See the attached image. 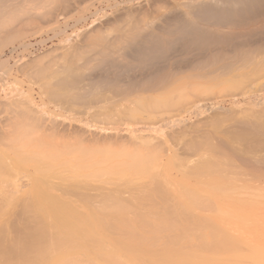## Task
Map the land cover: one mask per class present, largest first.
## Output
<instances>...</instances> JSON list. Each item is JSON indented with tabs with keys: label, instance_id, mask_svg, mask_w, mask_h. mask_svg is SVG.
Wrapping results in <instances>:
<instances>
[{
	"label": "rangeland",
	"instance_id": "374dc122",
	"mask_svg": "<svg viewBox=\"0 0 264 264\" xmlns=\"http://www.w3.org/2000/svg\"><path fill=\"white\" fill-rule=\"evenodd\" d=\"M63 1L62 0H0V3L3 6V7L1 6V8H0V14L6 10L4 12V15L3 14L0 15L1 16L0 17V19H1L0 20V213L2 212V215H0V227H1L2 222H5V224H3V226H4V225H6V222L8 219L10 221V218H9L10 213L14 209L15 205L17 204V201H19L18 199L22 195L24 190L27 191V189L29 190L30 186H31L30 187V189H31L32 185L34 186L36 184V182L33 181L34 178H39V181H41V179L45 180L44 185H46L47 183H48V185L50 183H51L50 185L56 184L57 188H58V186H60V187L65 186L64 187L65 192L68 190L67 188H69V190L67 192L70 195L68 197L67 196L68 194H67L64 198L68 197V201H70V205L72 204L71 206H73L74 209L80 210L83 213H87V214L89 213L90 210L92 211L93 208H94L93 211L97 213L99 205L97 202L92 203L90 205V207L88 208L89 203H87V202L92 201V200H87V202H85V199L82 200L83 195L87 194L86 195L87 198L91 197V196H88V194L93 195L94 192L99 193V192H101L102 188H106L108 190L111 189L110 190L111 192H113L112 190L114 189V192H115L116 186L119 183L117 189L120 191L119 194L121 193L120 194L122 196L121 199L124 197H129V194H131V196L133 195V197H134V193L136 191H138V192L140 191V190H138L139 187H140V189H142L143 186H145V187L147 186L148 188H151V187H153L152 184L155 182L154 185L159 184V186L157 188L160 187V189H163V187H162L163 184L165 187L167 186L166 187L167 189L164 188V190H169L172 194L170 196H172V197L175 196V197H173V199L179 200V201L176 200V202L179 203L181 201V203L183 204V201H184L185 205L188 204L187 207H191L190 205H192L194 207V205L196 203H200V204L203 203L202 205L203 206L205 205L207 207V209L204 206L201 208V210H199L197 212V214L195 213L194 215H191V217L181 218L182 217L181 216L180 217L181 219L180 218L177 219L175 217L174 221H172V219H171L169 222L170 227L173 224H176V228H175V231H171V233L169 231V233H168V231H166V230H163V229L160 230V227L163 228L162 226L164 224H163V221L161 222L162 226H159L158 223H160L159 221L162 220L163 218L159 219V217H158V219H159L158 220L156 217H154L155 219L149 217L148 218L149 222H146L147 219H145L146 221L144 220V224L142 225L143 221L141 224H139L140 222L139 223L134 222V220L131 219L132 216L128 215V213L130 211L128 213H125L126 219L130 220V221H127L124 218V215H123L124 212H122V211H120L122 213H120L119 216L123 215V218H122L123 220L121 219V216L119 217L117 215L121 219L119 221L120 222L123 221V226H120V225H122L120 222H119L120 224L116 221H115L116 223L114 222V220L118 219V217L115 215L116 218L114 219L113 216H110L114 213L110 214V212H109V215H107V216L105 214H104L105 216L103 215L104 216L103 219L106 221L105 222L103 221V224H102V222H101L102 218L101 217H103V216L101 215V213L105 212L107 214L108 212H106L107 210L103 211L100 208V210H102V212L100 211V212H98L99 214L97 213L94 215V217H96L97 215L98 216L101 215V217H99L100 218L99 223H98V221H96V220H99V218L97 219L98 216L96 217V220L94 219L96 221L95 224H98L97 228L95 225L96 233H94L91 236L89 235L90 240H89V238H86V237H83V239L82 238L76 239L75 243H73L72 246L70 245L69 248H71V249L67 248L65 250L66 253H62L64 256L61 255L63 257V259L62 260L60 259V262L62 264H115V263L116 264H162L161 262L165 260L163 262V264H169L173 260L178 259L177 262L175 260V261H173L174 263H172V264H264V179H262V178H264V168H261L262 171L261 170H259V171L254 170L253 171L252 169H251L252 171L251 170L249 171V169H247V170L242 169L243 171L241 172L240 171L241 169H240L239 172H237L238 169L237 170L233 169L235 167H233L231 169L232 165L227 163V164L231 165V166H229V165L224 166L226 168L230 167L228 169V171L226 170V168H225L224 172L222 171L223 169H220V171H222V172H219V170L217 171V168H216V170L208 169L211 166V165H208L211 161L213 163H216L213 161L214 158H215L214 160H216V158H217L216 156L220 157V158H217L218 159L217 162L221 160V157L223 158V160H224V158H227V157L235 160L236 156L231 151L232 146L228 147L229 144H231L235 147L236 146L238 147L239 144H243V145L239 146L241 148L242 146H244V144H246L247 140H249V139L246 140V138L248 136H253V134H251L250 131L245 133V134L243 133V131L246 132V130H243L241 128V126H239L240 125L239 122L242 121V119H243L239 116H242L241 115L242 111L246 112V114H248V115L245 116L246 120H243V121H251L252 120L251 118L254 119V117L257 114H259V113L264 114V107H263L264 104H262V106H261V104H259V102L257 103V101H256V99H258L259 97H260L261 102L264 101V99H263L264 98V90H260L261 86H259V88H260L259 92H261V94H262V95H260V93L257 90L258 87H257V89L254 87V84L257 83V80H254L256 83H254L252 85L251 90H253L254 92H258V95L256 96L257 93H255V95H253L254 97L253 96H250V97L249 96H247V97L241 96V93L247 88V86L245 85L247 83L246 81H248V79L251 76L252 77L250 78V80L251 79H257V78H253V76L256 77L257 74L252 75V73H251V75L249 77L248 76L246 77L244 75L246 73H250V72H248V70H246V69H241V71H240L241 74L239 72H238L239 74L237 73L238 75L241 76V77L238 76L239 77L238 81H240V79H241V81L245 82L242 84H244L245 85L244 87H246V88L241 91V93L239 94L240 96H239L237 94L239 91V89H238L239 87L238 88L236 87V90L238 89L237 93H236V90H234V91L238 96L232 95L234 97H232V99H231L230 93L227 94L228 95L227 96L224 94L225 90L224 91L219 90V88H221L223 90L222 87L218 88L219 84H217V83H219V81H217V80H222V79L217 78V80H215L216 78L213 79L210 77V78H205V79L203 78V80H204L203 81L202 78H198V79H201L199 81L196 77V79L198 80L197 81L195 79V77L193 78V76L190 75V73H186V75L183 74V75H181V77L190 75L193 79L188 78L190 76H187V78L185 77L186 79L183 78L182 82L180 81L179 86L182 85L183 87H181L179 89L183 88L184 90L177 89L176 92L175 91L173 93L169 92L170 95L167 94L168 96L164 94L166 96V98L169 99L167 102L155 104L156 106H153V107L151 106V107H149L150 109L144 108L145 110H143V109L142 110L141 109L135 110L134 108L132 109V107H131L130 109H132V111L135 110V112H136V114H135V112L132 114H134V116H136L138 119L136 117L135 118L133 117V119H134V121H133V119L130 118L132 116L127 117L129 115H124V113L122 115V113H120V117L123 116V118H124V116H125V117H127V120H125L126 118L123 119L122 117L120 118L117 115L116 116L114 115L115 119H113L114 118V117H112L113 115H111V117H109V115H108L107 118L105 117V118H102V120H99L100 123L98 122L99 124H97L96 121H94L88 117H84V116H81L79 114L75 115L76 113L74 114L73 110L71 111V108H70L71 105L70 106L68 105V107H69L68 108L66 105L62 106L63 104L59 101L56 103V101H54V99L51 100V98L49 97V93L47 94L46 91H45V93H43L44 89L42 90V88L40 87L41 86L40 84L43 85V83H46V82L52 83L54 81L55 77L58 74H60L59 72H61V71L56 72L55 70L57 68H63L64 66H65L64 68H68L69 66H72V67L76 66L74 69L80 68L81 66H83L81 68H85L84 66L86 64H83L82 62L85 63L86 60L83 59L84 61H81L80 59L81 58L86 59V57L89 55V53L87 55L88 49L90 51H92L93 48L98 49L99 48L98 46L101 45V40H102L101 38L104 39V37H108L107 39H109V38H113L116 35H118L121 25L124 28L126 25L128 26L130 24L129 22H131L132 20L133 21L136 20L135 23L137 24V26H142L139 24H143V22H148V24H150V23H152L153 19L155 18L156 21H153V22H155L154 25L158 24L157 26H160L161 24H164V23L161 20H159L157 22V20L159 19L158 17L159 16L162 17V15L167 16L166 13L172 12L170 10L173 9V7H176V9H178L179 14H181V11L186 12V9L184 8L185 10H182L183 6L181 4H180L181 6L179 5V3H182L181 1L184 2L185 0H63ZM64 4H66V5H64ZM63 6H65L67 8H65ZM15 8H18V9H15ZM3 9H4V11H3ZM262 9H264V6H262ZM11 10H13V12H12L13 14L10 13ZM174 10H175V8L173 9V11ZM176 11H174V12H176ZM178 11H177V13H178ZM258 11H259V13L263 12V10L261 12L260 9H258ZM43 14H45V15H43ZM156 14L158 17L155 16ZM7 16L10 18H8ZM3 17H4V21L2 20ZM141 17H143V18H141ZM150 18H151V20H150ZM263 18H264V16L262 17V15H261V17L257 20L256 23L259 24V20L261 22V19H262V22L264 23ZM143 19H145V20L142 21ZM148 19H149V21H148ZM238 20H240V19H238ZM243 20L247 21L246 18ZM243 20L241 19L240 22H242ZM140 21H142V22H140ZM159 22H160V24H159ZM240 22H238L237 24H241L242 28L240 27V25H238V26L235 25V27L233 26L231 28H229V26L228 27H221V29H220L221 32L228 34V32L230 33L232 31L229 35L231 37L233 36V38L235 40L233 38L232 39L230 38V40L228 42L225 41L226 43H228L227 46H226V43L222 41V39H220L222 42L219 40L221 42V44H219V41L217 42V44H219L220 47L216 46L214 43L213 45L215 47L220 48L219 49L220 55L222 54L221 53V47L223 49V47L225 46L224 52H225V54H229L230 51H232L231 49L234 46H235L234 48H237V50H240L241 48H243L242 47L243 44H250L251 42L256 41V39H257V41L261 40V42H262V39L264 40V31H263L264 30L263 29L264 24L262 22H261L262 25H260V24L256 25L255 22L254 23L250 22L249 24L247 22H244L245 24L242 22L243 23L242 24ZM133 23H132V25H133ZM246 24H247V28H246ZM251 25L253 26L254 29L252 28ZM118 26H119V29H118ZM130 26L131 25H129L128 27H130ZM255 26H257V27H255ZM222 28H224V30ZM229 29H231V30L229 31ZM257 30H259V31H257ZM220 31H219V33H220ZM238 31H239V34H237ZM233 32L235 33V36L238 35V39L234 36ZM242 32H245V34L247 36H249V35H251V36H249L248 38H247V36L244 37L245 34H243ZM246 32L249 34H247ZM224 33H221V34L224 35ZM259 34L261 36H259ZM239 36H240V38H239ZM254 36H257V37H254ZM258 36L262 37V38L260 39ZM250 38H252V39H250ZM186 39L183 40L184 43H185V41H187ZM44 40L47 41V43L41 46L42 43H45ZM170 40L172 41L171 38H170ZM231 40H232V42H231ZM238 40H239V42H238ZM183 41L181 40L178 43L175 42L176 45L178 44L177 45L178 47L175 45L176 48H174L175 43L172 44L173 48H172V46H169L168 50H170L171 52L167 50L168 52H170L168 54V52L166 51L167 52L166 54H168L167 57H169V58H167L168 60L166 59V57H164L162 60L160 59L159 61H156L153 64L151 63V64L147 65L149 63L148 62L146 64L147 66H144L142 69L136 70V72H134V74H132V72H133V70L135 71V69H137L136 68L137 63H135L136 61H134V63H133V61L130 60V61H132V62H130L128 58H124V57L120 58V56L115 55L113 57H115L118 61H120L119 62L120 65H123V67H126V69L125 68L124 69L127 70L126 71L127 73H125V71H123L124 70L123 68L121 70L111 68L109 71H107L108 69L103 70V71L109 72V73L106 72L107 74L105 72L103 73L100 70L101 72L99 75L110 74L111 76L110 75L109 76L112 77L115 74V75H118V78L119 77L123 78V79L119 78L120 81L125 82L127 79H129V76H130V79L132 77V80H133V78L139 76L141 72H143V73L139 77H143V75L146 76L149 72L151 73V70L154 68V66H155V68L153 71L156 70L155 73L159 70L160 71L162 70L163 73L165 72L164 74H167L169 72V69L174 67V66H177L180 64V66L184 67L187 64H189L191 61L195 60L197 57L201 58L203 55L204 56L201 59H204V57H206L205 54H202L201 51H198V50L202 49L203 53L204 52L206 53V51H208V50L210 52H211V50H213L212 52H214L215 51L214 49H216V51H217V48H215L213 45L208 47L209 44L208 45L196 44V46L198 45L200 49L199 48L195 49V48H193V46H191V47L188 46L187 47L188 49L187 48L184 49L183 46L186 47L187 42H186V44L183 45L182 44ZM188 42H189V40H188ZM233 42L235 43V45ZM35 44L39 45L38 48L33 46ZM181 45H182V47H181ZM70 46L72 47V49ZM196 46L194 45V47H196ZM228 46H229V48H228ZM240 46H241V48H239ZM80 47H82L81 51H80ZM207 47H208V49H206ZM76 48L78 49V52L80 54L75 53V52H77ZM189 48H191V49H189ZM210 48H212V49H210ZM225 48H228L229 51ZM82 49H84V50H82ZM194 49L197 50V52ZM68 50L70 52H67ZM72 50L75 51L74 53L76 55L72 52ZM187 50H189L190 52ZM85 51H86V53H85ZM209 51L207 53H210ZM71 52L73 53V55L71 54ZM176 53L177 54L180 53V54L177 55ZM84 54H86L87 56L85 57ZM175 55H177V56H175ZM220 55H219V58H221ZM170 56H172V57H170ZM174 56H175V58H174ZM180 56H182V57H180ZM186 57H188V58H186ZM170 58H172V59H170ZM183 58L186 60H184ZM192 58H194V59H192ZM200 58H198V59H200ZM173 59L176 62L175 65H174ZM126 60H128V61H126ZM187 60L189 62H187ZM165 61H167V62H165ZM185 61H186V63H185ZM121 62H122V64H121ZM129 63H130V65H129ZM170 63H171V65H170ZM164 64L167 65L168 69L166 68V66H164ZM93 65H95V63H93L91 65L89 64L87 68H89V66H93ZM132 66H133V68H132ZM152 66H153V68H151ZM156 66L157 67L159 66V68H157ZM87 68H85V70ZM90 69H93V68L90 67ZM90 69L87 71L90 72V74L93 71V74H94L95 69L92 71H90ZM96 70H98V69H96ZM114 70H116V71H114ZM243 70L247 71V72L246 73L242 72ZM120 71H123V73L122 74L119 73ZM153 71L151 74L154 73ZM68 72H70V71L67 70L66 72H62V73H63V75H65L64 73L67 74ZM80 72H84V69L83 70L81 69ZM110 72H112V73H110ZM98 73H99V70L96 71V73H95L96 75L95 74L94 75L97 77ZM86 74H89V73H86ZM127 74L129 76L126 77L125 75H127ZM258 75H259V73H258ZM259 76L261 78V76H263V75H259ZM242 77L244 79H247V78L248 79L244 80V79H242ZM226 78H228V77H226ZM39 79L42 81L44 80V81L40 82ZM35 80H36V82H35ZM45 80H47V81L45 82ZM208 80H210V81H208ZM214 80L216 83L214 82ZM234 81L236 82V79ZM234 81H232V82H234ZM204 82H206V84ZM209 82H211V84ZM259 82H261V81H259ZM36 83H38V85ZM189 83L192 84L193 86H191V85L188 86ZM194 83L195 84L199 83V85H195ZM262 83H261V85H262ZM207 84H208V87L206 86ZM214 84L216 87L214 86ZM258 85H260V84H258ZM198 86H200V87L202 86V88L199 87L200 88L199 89ZM203 86L204 87L206 86V88H203ZM210 86H212V87H210ZM244 87L242 86V88H244ZM191 88L194 90H192ZM201 89H204V90L201 91ZM225 89H226V86H225ZM228 90L229 89H227V91ZM232 91H233V89H232ZM262 91H263V93H262ZM62 92L60 91L59 93L63 95L64 93H62ZM197 92L200 93V95H198ZM201 93H202V95H201ZM208 93H209V96H207ZM231 94H232V92H231ZM217 95H218V97H216ZM196 96H198V98ZM255 96L257 97L256 99H255ZM39 97H40V100H39ZM233 98H235L236 100H234ZM244 98H245V100H244ZM247 98H249V99L252 98V100H248ZM20 99L23 101H26V99L28 101H31V103L30 102L29 103L26 102V103H27V105L32 107V109L37 111V114H38L36 116L37 119L34 117L29 118L27 116H23V115H25L22 112V109H24V108L21 107L22 109H20V106H21L20 105V101H21ZM41 99H42V101H41ZM183 100L185 101L184 102L185 105L183 103ZM233 100L236 102H233ZM253 100H255L254 102H256V104H258V108H257L258 110H256V108H255V111H257V114L255 113L254 114L255 116L251 117L252 114L250 113L251 118L249 119V118H247V117H249V111L252 112L250 110V108H253V105H254V107L257 106L253 103ZM40 101L43 102V104H42L43 106L41 105ZM186 101H188V102L186 103ZM196 101H198V102H196ZM248 101L249 102L252 101L253 105L251 103L250 104L252 106L247 104ZM193 103H195L194 106H193ZM213 103H214L215 107H214ZM238 103H239V105H238ZM34 104H36V107L33 108V106H35ZM186 104H188V106ZM232 105H234V106H232ZM127 106L128 105H126V107ZM235 106H237L238 108ZM242 106H243V109H242ZM184 107L185 108L187 107V109L185 110ZM197 108H200V109H197ZM147 110H149V111L151 110L153 112V114L151 111L149 112ZM253 110H254V108H253ZM25 111H27V110L25 109ZM111 111H110L111 113L110 112L109 113L113 114V112L115 110L113 109ZM119 111L121 112V110H119ZM19 112H21L20 116H23V119L21 117L22 121H21V119H18V118H20V116L16 117V114ZM148 112L150 114H148ZM190 112H192V113H190ZM238 112H240V113L237 115L236 113H238ZM41 113H42V115H41ZM116 113H119V112L116 111L115 114ZM176 113H178L179 116H177ZM230 113L231 114L234 113L233 116L235 117V115H236L239 120L238 119L234 120V117L231 116ZM246 114L244 113V115H246ZM18 115L19 114H17V116ZM29 115H31V114L29 113ZM142 115H143V117H142ZM227 115L228 116L230 115L233 118H230V116L228 117ZM244 115L242 117H244ZM260 116H263V115H260ZM237 117H235V119ZM87 118L89 119V121ZM108 118H110V119H108ZM140 118H143V119H140ZM147 118L150 121H148ZM217 118L222 119L221 120L222 122L220 125L222 126L224 131L221 128V126L219 125L220 119L218 120ZM263 118L261 117L260 119H263ZM33 119H34V121H33ZM105 119H107L109 121H107ZM144 119H146V120H144ZM156 119L160 120V121H157ZM163 119H164V121H163ZM90 120H91V122L94 121L96 123V125L94 123H91ZM112 120H113V122H112L113 124L110 122ZM121 120H123V121H121ZM137 120H139L138 123H137ZM183 120H184V123L182 122ZM214 120L216 123L214 122ZM142 121L144 123H142ZM145 121H146V123H145ZM151 121H153V122H151ZM170 121H172V122H170ZM108 122L110 123V126H109ZM116 122H117V124H116ZM17 123H18V125H17ZM85 123H88V124L86 125ZM214 123H215V125H214ZM234 123H236L237 125L239 123V125L237 126ZM149 124H152V125H149ZM262 124H264V122L261 123V125ZM13 126H15V127L13 128ZM17 126H19V127L17 128ZM50 126H51V128H50ZM52 126L56 127V128H54L56 132L54 131V129L52 130ZM102 126H103V128H102ZM213 126H215V127H213ZM232 126L240 127L241 129L240 128H238V129H240L241 131L243 130V131L242 132L240 130L238 131V129H236L237 127H235V129H234ZM44 127L48 128V130L45 131ZM262 127H264V126L262 125ZM215 128H217V129L215 130ZM221 129H222V131H221ZM195 131L198 133H196ZM236 132H239V135H237ZM240 132L242 133V136L246 135L245 136L246 142H245V140H243L244 137L241 136ZM205 133L206 134L208 133V134L206 135ZM227 135H228L229 139H227ZM194 136H196V137H194ZM200 136L202 137V139H200ZM239 136H241V139L243 141H241V140L239 141V139H240ZM151 138H152V140H151ZM217 138H219L220 141ZM236 138H239V139H236ZM205 139H206V141H205ZM199 140L200 141L202 140L203 142H207V143H205V146H203L204 143L201 141L198 143H199V145L202 143L203 145L202 144L201 145L203 147L199 146V145L196 146L198 144V143H196V141H199ZM228 140L229 141L231 140V141L229 142ZM50 141H52V142H50ZM95 141H96V143H95ZM150 141H152L151 142L152 144L150 143ZM192 141H193V143H191ZM249 141H252V140H249ZM153 142H156V143H153ZM221 142L225 143V144H223V146L221 145V149H223V150L218 149V147L220 148V144H222ZM226 143H228V145H226ZM159 144H161V145H159ZM214 144H216L218 146L217 150H219L220 152L224 151V153L225 154L227 153L228 156H227V154L220 156L223 152H221V154L219 155V153L215 152L216 149H215V151L211 150V152H209L210 147L212 149ZM247 145H248V143L246 144V146L244 148H246ZM49 146H51V147H49ZM154 146H157V147H154ZM224 146L226 148H229L230 151L228 149L225 150ZM71 147L73 148V150L71 149ZM198 147L199 148L202 147L201 148L202 150L200 149V151L197 152ZM208 147H209V151L207 150ZM215 147L216 146H214V148ZM191 148H192V150L195 149L196 151L195 150L190 151ZM103 149H104V152H103ZM53 151L57 152V153H54ZM76 152H77V154H76ZM215 153L218 155H216ZM208 154L212 157L211 160H210V158L206 157V156L209 157ZM214 154H215V156H214ZM67 155H69V156L67 157ZM79 155L82 157V159H80L81 157ZM198 155L199 156L202 155V156L200 158H198L199 157ZM105 156H107V157H105ZM230 156L231 157L234 156V157L231 158ZM75 157H76V159H75ZM146 157L152 158L153 161L149 162V160H151V159H146ZM203 157H206L207 161H210L208 164H205V165L207 166L206 169L209 170L211 173L209 171H206L205 168H203V167H205V165H203V163H204L202 161L203 159L200 160ZM71 158L72 159L74 158L73 161ZM206 158H204V161H206ZM99 159H100V161H98ZM140 160L142 161V163ZM226 160L227 159H225V161ZM236 160L234 161V163L236 162ZM85 161H87V162H85ZM145 161H146V163H143ZM201 161H202V163H201ZM207 161H206V163H207ZM225 161H224V163H225ZM196 163H197V165H196ZM42 164H44V165H42ZM68 164L71 165L70 168L72 171L68 167ZM72 164H74V165H72ZM221 164L219 163L218 166L220 167ZM143 165H144V167H143ZM45 166H47V167H45ZM42 167H43V169H42ZM95 167H96V169H95ZM201 167L203 168L204 172L202 171ZM145 168H146V170H145ZM46 169H48V170H46ZM59 169H60V171H59ZM87 169H89V170H87ZM93 169L95 171H93ZM212 169H215V168L212 167ZM117 170H118V172H116ZM233 170H236L238 175L234 174ZM256 170H258V169H256ZM205 171H206V173H205ZM215 171L219 172V174H216ZM244 171H245V173H244ZM50 172H51V174H50ZM88 172H90V173H88ZM127 172H129V173H127ZM65 173H66V175H65ZM83 173H85V174H83ZM242 173H244L243 176H242ZM246 173H248L250 175H248ZM45 174H48V175H45ZM117 174H119V176ZM126 174H127V176H126ZM137 175H139V176H137ZM234 175L238 178L241 176L240 178H243L242 179L243 181H240V178L238 179V178L234 177ZM251 175L256 176V178L254 176L251 177ZM140 176H141V178H140ZM257 176H258V178H257ZM45 177L48 180H46ZM129 177H130V179H129ZM138 177H139V179H138ZM29 178L30 179L32 178V180H28ZM69 178H71V179H69ZM49 180H52V182ZM118 180H120V182ZM29 181L31 182V185H30ZM61 181H62V183H61ZM21 183L23 185H25V183H26V185H30V186L24 187ZM112 183H114V184L112 185ZM166 183H167V185H166ZM160 184H161V186H160ZM78 185H79V187H78ZM148 185L149 186L152 185V186L149 187ZM20 186L24 187V188L22 189V188H20ZM73 186H74V188H73ZM76 187H78V188H76ZM112 187H113V189H112ZM72 188L74 189L73 191H72ZM92 188H94V192H93ZM146 188L144 189V191L142 189V191H140L141 193L140 192L135 193V195L136 196L138 195V197H139V195L142 194V192L143 193H145V191L148 192L149 189H146ZM77 189L80 192L81 191L83 192L82 196H81L82 192H81V194H79L80 192ZM151 189H153V188H151ZM169 191H168V193H170ZM84 192H86V193H84ZM89 192H92V194ZM103 192H101V193H103ZM106 192H107V190L105 191V193ZM155 192H152V193L149 192V193L152 194V196H155L157 194L156 193L154 195ZM52 194L56 195L57 192H52ZM116 194H117V191L113 195L116 196ZM145 194H147V193H145ZM76 195H77V197H75ZM70 196H72V198ZM80 196H81V200L77 201L78 199H76L75 202H77V203H75L74 201L72 202V200L73 199L75 200V198L80 199ZM103 196L105 197V195H103ZM108 196H111V198H112V195L109 194ZM117 196H119V195H117ZM156 196H155V198H156ZM133 197L132 198L131 197L126 198V200L128 199V201L132 203L133 201L136 200V199L134 200L135 197L134 198ZM139 198H137V199L139 200ZM130 199H131V201H130ZM147 199H149V198L147 197ZM199 200H200V202H199ZM65 201H66V199H65ZM109 201H110V199H109ZM193 201H195V203ZM118 202H122V201H118ZM118 202L117 201L115 202V203H117L116 205H118ZM129 202H127V204ZM82 203L84 204V208H83ZM124 203L126 204V202H124ZM124 203H122V204H124ZM189 203H190V205H189ZM125 204H124V206H125ZM127 204H126V206H127ZM133 204H136V203L133 202ZM76 205H79V206H76ZM105 205H106V203H105ZM112 205H114V204H112ZM91 206H93V208ZM128 206L131 207L129 204H128ZM95 207H97V208H95ZM133 207H135V206H133ZM108 208L109 207H106V208H104V210L108 209ZM113 208L115 209L116 207H113ZM95 209H97V210L95 211ZM112 210H110V211H112ZM132 210H134V209H131V211ZM116 214H118V213H116ZM106 217H109V218H106ZM112 217H113V220L111 223ZM128 217L130 219H128ZM109 219H110V222H109ZM135 219L138 220V218H135ZM152 219H153V221H151ZM107 220H108V223H107ZM125 220L127 221V223ZM140 220L141 219H139L138 221H140ZM165 220H167V221L165 222ZM165 220H164V222L168 223V219H165ZM154 221L158 225L153 224ZM128 222H129V224H128ZM130 222H131V224H130ZM145 222L147 224L149 223L148 224L149 226L151 223L153 225V227H152V225L150 228L147 225H146L147 226L146 227ZM104 223H107V224L111 223V226L112 225L115 226L114 228L119 227V229H122L124 226L125 227L123 229H127L129 226L132 228V226H133L134 228H136L134 231H137V236H136V233L133 231H132V233L128 232L130 235L129 234L123 235V233L120 232L121 230L118 231L119 234H117L115 232L113 233L111 230L112 228L111 229L109 228L110 224L108 225V228L104 229V230H108L111 233H109V234H108V232L105 233V231L100 228L101 226H102V228L106 227V226H104ZM124 223H125V225H124ZM99 225H101V226H99ZM136 225L140 226V227H137ZM154 225L157 227H155ZM166 226H168V224H166ZM130 227L126 231L133 229V228L130 229ZM141 228L144 229L145 231H148L149 233H147L145 231H144L145 232L144 233L143 230L140 231ZM146 229H148V230H146ZM150 230L152 232L155 231L157 234L155 232H154L155 234H153ZM170 230H172V229H170ZM173 230H174V228H173ZM5 233H7V232H5ZM141 233H142V235H141ZM110 234H112V235H110ZM169 234H171V235H169ZM1 235H2V232H1ZM7 235H9V234L7 233ZM98 235H100V236H98ZM4 236H6V235H4ZM86 236H88V235H86ZM93 236H96L98 238V239L94 238L95 240H97V243L91 239V238H93ZM141 236H143V237H141ZM150 236L152 238H153V236L155 238L158 237L157 239L159 241L154 238L157 242L156 243H155V241L153 242L152 240H154V239H151ZM167 236H169V238L172 240L171 241L168 240ZM7 237L9 238V236H7ZM7 237H5V240L3 239L4 237L3 238L0 237L2 247L5 249V250L1 251L0 258L1 257L4 258L5 255L9 256L10 248H11V245L13 243L11 241L7 240L9 243L11 242L12 244L10 245L8 243V247H5V245H7L6 244L7 243V241H6ZM149 237H150V239H149ZM115 238H116V240H114ZM99 239H102V240L99 241ZM85 240H87V242H88V240L90 242L94 241V243L88 244L87 242H85ZM149 240L152 241L153 243L149 242ZM164 240H165V242H163ZM166 240H168V241H166ZM128 241H129V243H128ZM132 241H133V243H132ZM77 242H79V244ZM137 242H139V244H137ZM162 242L165 244V246ZM114 243H116V244L114 245ZM82 244H85L87 246V248L85 245L81 246ZM153 244H154V246H153ZM9 245H10V248H9ZM95 245L98 247H96ZM90 247H91V249H90ZM134 247H136V248H134ZM12 248H13V246H12ZM163 249H165L166 252ZM49 251L50 250H48V252ZM15 253H17V252L15 251ZM57 254H59V253H57ZM10 255L11 256L13 255V257H14V254H12V253H10ZM54 255H56V252ZM110 255H111V257H110ZM164 256H166V258ZM56 257H57V262H58L59 258H62V257L58 258V256H55V258ZM104 258H105V260H103ZM112 258H113V260H112ZM111 260H112V262H111ZM107 261H110L111 263H109V262L107 263ZM57 262L55 261L54 264H56ZM60 262H58V264H61Z\"/></svg>",
	"mask_w": 264,
	"mask_h": 264
},
{
	"label": "bare ground",
	"instance_id": "6f19581e",
	"mask_svg": "<svg viewBox=\"0 0 264 264\" xmlns=\"http://www.w3.org/2000/svg\"><path fill=\"white\" fill-rule=\"evenodd\" d=\"M63 1V0H62ZM64 2V1H63ZM167 2V1H166ZM182 3H179V5L181 4L182 6H183V9L182 10H185L186 9V12L184 13L183 11H181V14H179V11H178V9H176V7H173V9L175 8V10L174 11H178V13H177V11L176 12H174L173 11V9H171L170 11H172V12H167L166 14H167V16L166 15H162V17L161 16H157V14L155 15V16H157L159 19L157 20V22L159 21V20H161V21H163V23L164 24H161L160 26H157L158 24H156V25H154V23L155 22H153V21H156L155 20V18L153 19V21H152V23H150V24H148V22H143V24H139V25H142V26H137V24L135 23V21L136 20H132L131 22L133 23V25H132V23L131 22H129L130 24L129 25H131L130 27H128L127 25L123 28V26L121 27L120 26V31L118 30L119 29V26H118V31H119V34L118 35H116L115 37H113V38H109V39H107L108 37H104V39L103 38H101L100 40H101V47L100 46H98L97 48L98 49H92V51H90L89 49H88V52H87V55H88V53H89V55L87 56L86 54H84L85 55V57H86V59L85 58H81L80 60L81 61H84V60H86V62L84 63V62H82L83 64H86L84 67L85 68H87L88 67V65L90 64H93V63H95V65H93V66H89V68H87L86 70H85V68H81V67H83V66H81L80 68L83 70L84 69V72H80V68H76V69H74L76 66H74V67H72V66H69L68 68L70 69H68V68H57L55 71L56 72H58V71H61V72H59L60 74H58L56 77H55V79H54V81L52 82V83H48V82H46L47 80H45V82L46 83H43V85L42 84H40L41 86V88H42V90L44 91L43 93H45V91L47 92V94L49 93V97L51 98V100L52 99H54V101H56V103L59 101V102H61L63 105L62 106H64V105H66L67 107H68V105L70 106V108H71V111L73 110V113L75 114V115H77V114H79V115H81V116H84V117H88V118H90V119H92V120H94V121H96V123L97 124H99L100 123V121L99 120H102V118H107V116L109 115V117H111V115H113L112 117H114V115L116 116H118V117H120V113H122V115H123V113H124V115H129V116H127V117H130V116H132V117H130V118H132L133 119V117L135 118L136 116H134V114H132V113H134L135 112V110H137V109H143V110H145L144 108H148V109H150L149 107H153V106H156L155 104H160V103H164V102H167L169 99H167L166 98V96L165 95H170V93L169 92H171V93H173L174 91L176 92V90L177 89H179V88H181V87H183L182 85L181 86H179V83H180V81L182 82V80H183V78L184 79H186L187 78V76H190V75H192L193 76V78L195 77V79H196V77H197V79L198 78H202V80H203V78L205 79V78H216L215 80H217V78L218 79H222V80H217V81H219V83H217V84H219L218 85V88L219 87H222L223 88V90L221 89V88H219V90H221V91H224L225 90V95H227V94H229L230 93V98L232 99V97H234V96H238L240 93H241V91L243 90V89H245L246 87H244L245 85L247 86V88L241 93V96H243V97H247V96H253V95H255V93H257L256 94V96L258 95V92L260 91V90H264V40L262 39V42H261V40L259 41H257V39H256V41H253V42H251L250 44H243L242 45V47L243 48H241V46L239 47V48H241L240 50H237V48H232L231 50L233 51H230V53L229 54H225V50H224V47H223V49H222V47H221V55L219 54V49L220 48H217V47H215L213 44L215 43V45L216 46H219V44H221V42L223 41V42H225V41H229L230 40V38L232 39L233 38V36L231 37L229 34L232 32H228L227 30V32H228V34L227 33H224V32H221L220 31V29H221V27H228L229 26V28H231V27H235V25L236 26H238V25H240V27L242 26L241 24H237L238 22H240L241 21V19L243 20V19H247V21L246 20H243L242 22L244 23V22H247L248 24L250 23V22H257V20L261 17V15H262V17L264 16V9H262V6H264V0H185L184 2L183 1H181ZM62 3V2H61ZM1 4V3H0ZM63 4V3H62ZM64 5H66V4H64ZM68 5V4H67ZM180 5V6H181ZM1 6H2V4L0 5V8H1ZM12 6V5H11ZM3 7V6H2ZM63 7H65V6H63ZM65 8H67V7H65ZM185 8V9H184ZM14 9V8H13ZM15 9H18V8H15ZM258 9H260V11L262 12V10H263V12L262 13H259V11H258ZM3 11H4V9H3ZM6 11V10H5ZM4 11V12H5ZM167 11V10H166ZM4 12H2L0 15H4ZM13 12V10H11V12L10 13H12ZM17 12V11H16ZM183 12V13H182ZM46 13V12H45ZM162 13V12H161ZM160 13V14H161ZM13 14V13H12ZM16 14V13H15ZM164 14V13H163ZM43 15H45V14H43ZM159 15V14H158ZM165 16V17H164ZM1 17V16H0ZM8 17V16H7ZM156 17V18H157ZM161 17V18H160ZM241 17V18H240ZM8 18H10V17H8ZM141 18H143V17H141ZM146 18V17H145ZM238 19H240V20H238ZM264 19V18H263ZM1 20V19H0ZM2 20L4 21V17L2 18ZM140 20V19H139ZM145 19H143L142 21H144ZM150 20H151V18H150ZM142 21H140V22H142ZM148 21H149V19H148ZM238 21V22H237ZM242 22H240V23H242ZM261 22H262V19H261ZM261 22H260V20H259V24L260 25H262L261 24ZM139 23V22H138ZM242 23V24H243ZM263 23V22H262ZM128 24V23H127ZM159 24H160V22H159ZM245 24V23H244ZM258 23H256V25H257ZM258 24V25H259ZM264 24V23H263ZM245 26V25H244ZM252 26V25H251ZM249 27V26H248ZM255 27H257V26H255ZM262 27V26H261ZM123 28V29H122ZM238 28V27H237ZM242 28V27H241ZM246 28H247V24H246ZM252 28H253V26H252ZM259 28V27H258ZM219 29V30H218ZM223 30H224V28H222ZM226 29V28H225ZM249 29V28H248ZM254 29V28H253ZM252 29V30H253ZM257 29V28H256ZM264 29V28H263ZM231 29H229V31H230ZM250 30V29H249ZM219 31H220V33H219ZM244 31V30H243ZM255 31V30H254ZM257 31H259V30H257ZM262 31V30H261ZM264 31V30H263ZM253 32V31H252ZM221 33H224V35H222ZM234 33V32H233ZM243 34H245V32H242ZM247 33V32H246ZM251 33V32H250ZM260 33V32H259ZM237 34H239V31H238V33ZM236 34V35H237ZM247 34H249V33H247ZM255 34V33H254ZM258 34V33H257ZM256 34V35H257ZM223 37H222V36ZM232 35V34H231ZM241 35V34H240ZM234 36H235V33H234ZM247 35L245 34V36L244 37H246ZM249 36H251V35H249ZM249 36H247V38L249 37ZM259 36H261L260 34H259ZM258 36V37H259ZM237 39H238V35L237 36H235ZM254 37H257V36H254ZM170 38L172 39V41L170 40ZM187 38V39H186ZM239 38H240V36H239ZM243 38V37H242ZM253 38V37H252ZM252 38H250V39H252ZM260 39L262 38V37H259ZM187 40V41H185V43H184V41L183 40ZM220 39H222V41L220 40ZM234 39V38H233ZM244 39V38H243ZM242 39V40H243ZM183 41V45L184 44H186V42H187V44H186V47L185 46H183L184 47V49L185 48H187L188 46L189 47H191V46H193V48H199V46L197 45L196 46V44H205V45H208L209 44V46L208 47H210L211 45H213L215 48H217V51H216V49H214L215 51L214 52H212L213 50H211V52L210 53H207L208 51H206V53L204 52H202V49L201 50H198V51H201V53L202 54H205V56L206 57H204V59H201V58H203V56L200 58V57H197L195 60H193V61H191L189 64H187L186 66H180V64L179 65H177V66H174V67H172V68H170L169 69V72L167 73V74H164L163 72H162V70L160 71L159 69V71H157L156 73H155V71H153L154 70V68H155V66H154V68H153V66L151 67V68H153L152 70H151V73H152V71L154 72L153 74H151L150 72V74L148 73H146L147 75L145 76V75H143V77H139V76H141V74L143 73V72H141L140 73V75L139 76H137V77H134L133 78V80H132V77H131V79H130V76L127 74V75H125L126 77L127 76H129V79H127L125 82L124 81H120V79H123V78H118V75H113L112 77H110L111 75L110 74H108V75H99L100 74V72L102 71L103 73L105 72H107V71H109L111 68H113V69H126V67H123V65H120V61H118L115 57H113V56H115V55H117V56H120V58L121 57H124V58H128L129 59V61L130 60H132L133 61V63H134V61H136L135 63H137V69H135V71L133 70V72H132V74H134V72H136V70H139V69H142L144 66H147V65H149V64H153L154 62H156V61H159L160 59L162 60L164 57H166V59L167 58H169V57H167V55L171 52L170 50H168L169 49V46H172V44H174L175 42H180V41ZM188 40H189V42H188ZM221 42H220V41ZM235 40V39H234ZM233 40V41H234ZM249 40V39H248ZM45 41V40H44ZM219 41V44H217V42ZM231 42H232V40H231ZM238 42H239V40H238ZM211 43V44H210ZM226 43V42H225ZM230 43V42H229ZM234 43V42H233ZM176 45V43L174 44V46ZM178 45V44H177ZM176 45V46H177ZM194 45L196 46V47H194ZM228 45V43H226V46ZM231 45V44H230ZM234 45H235V43H234ZM237 45V44H236ZM240 45V44H239ZM176 46L174 47V48H176ZM71 47V46H70ZM178 47V46H177ZM181 47H182V45H181ZM208 47L206 48V49H208ZM220 47V46H219ZM231 47V46H230ZM237 47V46H236ZM67 48V47H66ZM79 48V47H78ZM81 48L82 47H80V51H81ZM172 48H173V46H172ZM228 48H229V46H228ZM228 48H225V49H227L228 51H229V49ZM71 49H72V47H71ZM77 49V48H76ZM75 49V50H76ZM180 49V48H179ZM183 49V48H182ZM188 49V48H187ZM189 49H191V48H189ZM194 49V50H195ZM200 49V48H199ZM210 49H212V48H210ZM82 50H84V49H82ZM170 51V52H168V51ZM174 50V49H173ZM226 50V51H227ZM77 52H75V51H73L72 50V52L74 53H79L78 52V49L76 50ZM91 53H90V52ZM168 52V54H166L167 52ZM181 51V50H180ZM179 51V52H180ZM184 51V50H183ZM182 51V52H183ZM187 51H189V50H187ZM196 52H197V50H195ZM204 51V50H203ZM224 53H223V52ZM227 51V52H228ZM67 52H70L69 50L67 51ZM71 52V54L73 55V53ZM83 52V51H82ZM81 52V53H82ZM173 52V51H172ZM178 52V51H177ZM190 52V51H189ZM192 52V51H191ZM226 52V53H227ZM74 53V54H75ZM85 53H86V51H85ZM181 53V52H180ZM180 53H178V54H180ZM184 53V52H183ZM188 53V52H187ZM186 53V54H187ZM80 54V53H79ZM166 54V55H165ZM177 54V53H176ZM177 54V55H178ZM182 54V53H181ZM208 54V55H207ZM76 55V54H75ZM83 55V56H84ZM177 55H175V56H177ZM219 55H220V57L221 58H219ZM64 56V55H63ZM82 56V55H81ZM175 56H174V58H175ZM200 56V55H199ZM170 57H172V56H170ZM180 57H182V56H180ZM186 58H188V57H186ZM198 58H200V59H198ZM84 59V60H83ZM170 59H172V58H170ZM181 59V58H180ZM184 59V58H183ZM182 59V60H183ZM191 59V58H190ZM192 59H194V58H192ZM168 60V59H167ZM179 60V59H178ZM184 60H186V59H184ZM189 60V59H188ZM187 60V62H189ZM95 61V62H94ZM126 61H128V60H126ZM125 61V62H126ZM132 61H130V62H132ZM173 61H174V59H173ZM90 62V63H89ZM92 62V63H91ZM149 62V63H148ZM165 62H167V61H165ZM124 63V62H123ZM148 63V64H147ZM163 63V62H162ZM175 61H174V65H175ZM185 63H186V61H185ZM121 64H122V62H121ZM147 64V65H146ZM128 65V64H127ZM129 65H130V63H129ZM170 65H171V63H170ZM151 66V65H150ZM164 66H166V68H167V65H165L164 64ZM73 69H72V68ZM78 67V66H77ZM90 67L91 68H93V69H90ZM135 67V66H134ZM157 67V66H156ZM132 68H133V66H132ZM157 68H159V66L157 67ZM60 69V70H59ZM80 69V70H79ZM90 69V71H92V70H94L95 72H94V74L96 73V71H98L99 70V73H98V76L96 77L94 74H93V71L91 72V74H90V72H88L87 70H89ZM96 69H98V70H96ZM105 69H108L107 71H103V70H105ZM123 70V71H125V73H127L126 71L127 70ZM130 69V68H129ZM149 69V68H148ZM168 69V68H167ZM241 69H246V70H248V72H250V73H246L247 71H242V72H245L246 74L244 75V76H250L251 75V73H252V75H255V74H257V76L255 77V76H253V78H257V79H251L250 80V78L252 77H250L249 79H248V81H246L247 83L244 85V84H242V83H245V82H243V81H241V79H240V81H238V78L239 77H241L240 75H238L239 73H240V71H241ZM63 70V71H62ZM68 70V71H70V72H68L67 74L66 73H64L65 75H63V73L62 72H66V71ZM74 70V71H73ZM101 70V71H100ZM114 71H116V70H114ZM123 71H120L119 73H123ZM130 71V70H129ZM146 71V70H145ZM147 72V71H146ZM239 72V73H238ZM62 73V74H61ZM82 73V74H81ZM86 73H89V74H86ZM107 73H109V72H107ZM106 73V74H107ZM110 73H112V72H110ZM186 73H190V75H187V76H182L181 77V75H186ZM238 73V74H237ZM258 73H259V75H263V76H261V78H260V76L258 75ZM241 74V73H240ZM244 74V73H243ZM110 75V76H109ZM138 75V74H137ZM145 76V77H144ZM239 76V77H238ZM122 77V76H121ZM124 77V76H123ZM139 77V78H138ZM186 77V78H185ZM224 77V78H223ZM226 77H228V78H226ZM245 77V78H246ZM38 78V77H37ZM36 78V79H37ZM182 78V79H181ZM188 78H191V79H193L191 76L190 77H188ZM236 79V82L234 81L235 79ZM42 79V78H41ZM48 79V78H47ZM194 79V80H195ZM196 79V80H197ZM225 79V80H224ZM242 79H244L243 77H242ZM247 79H244V80H247ZM263 81H262V80ZM40 80V79H39ZM199 81L201 80V79H198ZM197 80V81H198ZM212 80V79H211ZM215 80H214V82H215ZM254 80H257V83L254 81ZM42 80H40V82H41ZM44 81V80H43ZM42 81V82H43ZM204 81V80H203ZM208 81H210V80H208ZM232 81H234V82H232ZM238 81V82H237ZM259 81H261V82H259ZM35 82H36V80H35ZM186 82V81H185ZM184 82V83H185ZM202 82V81H201ZM207 82V81H206ZM206 82H204L205 84H206ZM259 82V83H258ZM263 82V83H262ZM200 83V82H199ZM199 83L197 84H195V85H199ZM203 83V84H204ZM208 83V82H207ZM210 84H211V82H209ZM216 83V82H215ZM254 83H256V84H254ZM261 83H262V85H261ZM37 85H38V83H36ZM46 84V85H45ZM183 84V83H182ZM209 84V85H210ZM248 84V85H247ZM254 84V87L257 89V87H258V92H254L253 90H251V87H252V85ZM258 84H260V85H258ZM193 86L192 84H190L189 83V85L188 86ZM225 85L226 86V89H225V86L223 87V86ZM256 85V86H255ZM258 85V86H257ZM186 86V85H185ZM187 86V87H188ZM207 87H208V84L206 85ZM206 86L204 87L203 86V88H206ZM214 86H215V84H214ZM242 86L244 87V88H242ZM259 86H261L260 88H259ZM178 87V88H177ZM200 86H198V88H199ZM210 87H212V86H210ZM216 87V86H215ZM236 87L239 89V91H238V89L236 90ZM241 87V88H240ZM253 87V88H254ZM40 88V89H41ZM194 88V87H193ZM197 88V89H198ZM200 88H202V86L200 87ZM199 88V89H200ZM252 88V89H253ZM254 88V89H255ZM39 89V88H38ZM56 89V90H55ZM192 89V88H191ZM196 89V88H195ZM227 89H229L228 91H227ZM231 89V90H230ZM232 89H233V91H232ZM241 89V90H240ZM260 89V90H259ZM55 90V91H54ZM65 90V91H64ZM179 90H184L183 88L182 89H179ZM178 90V91H179ZM186 90V89H185ZM192 90H194V89H192ZM202 90H204V89H201V91ZM234 90H236V93H237V91H238V95L235 93V91ZM256 90V91H257ZM41 91V90H40ZM62 92V93H64L63 95L62 94H60L59 92ZM177 91V92H178ZM211 91V90H210ZM228 93H227V92ZM196 92V91H195ZM231 92H232V94H231ZM234 92V93H233ZM181 93V92H180ZM198 93V92H197ZM203 93V92H202ZM202 93H201V95H202ZM221 93V92H220ZM260 93V95H262L261 94V92H259ZM262 93H263V91H262ZM23 94V93H22ZM21 94V95H22ZM26 94V93H25ZM46 94V95H47ZM165 94V95H164ZM217 94V93H216ZM223 94V93H222ZM223 94V95H224ZM236 94V95H235ZM40 95V94H39ZM45 95V94H44ZM167 95V96H168ZM195 95V94H194ZM198 95H200V93H198ZM207 95V94H206ZM212 95V94H211ZM214 95V94H213ZM222 95V96H223ZM224 95V96H225ZM232 95H234V96H232ZM43 96V95H42ZM207 96H209V93H208V95ZM228 96V95H227ZM240 96V95H239ZM255 96V99L257 98ZM45 97V96H44ZM197 98H198V96H196ZM200 97V96H199ZM216 97H218V95L216 96ZM220 97V96H219ZM254 97V96H253ZM259 97V96H258ZM23 98V97H22ZM182 98V97H181ZM236 98V97H235ZM235 98H233L234 100H236ZM183 99V98H182ZM200 99V98H199ZM243 99V98H242ZM248 100H252V98L251 99H249V98H247ZM264 99V98H263ZM21 100V99H20ZM33 100V99H32ZM39 100H40V97H39ZM191 100V99H190ZM194 100V99H193ZM204 100V99H203ZM233 100V102H236V101H234ZM238 100V99H237ZM244 100H245V98H244ZM41 101H42V99H41ZM40 101V102H41ZM182 101V100H181ZM242 101V100H241ZM247 101V100H246ZM255 100H253V103L255 104V105H257L256 107H254V105H253V103H252V101L251 102H247V104H249V105H253V108H254V110H253V108H250V110L252 111V112H250L249 111V117H247V118H251V117H253V116H255L254 114L256 113L257 114V111H255V108H256V110H258L257 108H258V104H256V102H254ZM256 101H257V103L259 102V104H261V106H262V104H264V101L263 102H261L260 101V97L258 98V99H256ZM31 103V101H28L27 99H26V101H23V100H21L20 101V109H22V108H24V109H22V112L25 114V115H23V116H27V117H29V118H32V117H34V118H36L37 119V111H35L34 109H32V107H30L29 105H27V103ZM185 101L183 100V103H184ZM188 101H186V103H187ZM190 102V101H189ZM195 102V101H194ZM196 102H198V101H196ZM239 102V101H238ZM261 102V103H260ZM55 103V104H56ZM200 103V102H199ZM198 103V104H199ZM242 103V102H241ZM245 103V102H244ZM251 103V104H250ZM43 104V102H41V105ZM128 105L127 107H126V105ZM167 104V103H166ZM170 104V103H169ZM194 104L195 103H193V106H194ZM235 104V103H234ZM243 104V103H242ZM246 104V103H245ZM31 105V104H30ZM35 106H33V108L34 107H36V104H34ZM132 105V106H131ZM184 105H185V103H184ZM187 106H188V104H186ZM213 105H214V103H213ZM238 105H239V103H238ZM237 105V106H238ZM251 105V106H252ZM29 106V107H28ZM43 106V105H42ZM190 106V105H189ZM192 106V105H191ZM192 106V107H193ZM211 106V105H210ZM217 106V105H216ZM232 106H234V105H232ZM237 106H235V107H237ZM245 106V105H244ZM250 106V107H251ZM260 106V105H259ZM22 107V108H21ZM119 109V110H121V112L117 109V108ZM132 107V109L134 108L135 110H133L132 111V109H130ZM203 107V106H202ZM214 107H215V105H214ZM239 107V106H238ZM237 107V108H238ZM264 107V106H263ZM58 108V107H57ZM69 108V107H68ZM116 108V109H115ZM157 108V107H156ZM185 108V107H184ZM191 108V107H190ZM201 108V107H200ZM200 108H197V109H200ZM25 109L27 110V111H25ZM115 110L114 112H113V114H110L112 111L111 110ZM187 109V107L185 108V110ZM242 109H243V106H242ZM111 112H110V111ZM261 110V109H260ZM39 111V110H38ZM119 112V113H116L115 114V112ZM140 111V110H139ZM147 111H149V110H147ZM151 111V110H150ZM149 111V112H150ZM179 111V110H178ZM181 111V110H180ZM191 111V110H190ZM218 111V110H217ZM31 114V115H29V113ZM110 112V113H109ZM148 112V114H150ZM152 112V111H151ZM196 112V111H195ZM231 112V111H230ZM243 112V111H242ZM241 112V115L243 116L244 115V113L246 114V112H243L242 113ZM21 112H19V113H17V114H19L18 116H17V114H16V117H19L21 114H20ZM22 113V114H23ZM28 113V114H27ZM138 113V112H137ZM147 113V112H146ZM157 113V112H156ZM190 113H192V112H190ZM197 113V112H196ZM240 112H238V113H236L237 115L239 114ZM252 114V116H251V114ZM27 114V115H26ZM119 114V115H118ZM135 114H136V112H135ZM152 114H153V112H152ZM184 114V113H183ZM195 114V113H194ZM231 114V113H230ZM233 114L234 113H232L231 114V116H233ZM263 115V116H260V115ZM259 114H257L255 117H254V119L253 118H251L252 120L251 121H243V120H246V117L245 116H247L248 114H246V115H244V117H242V116H239V117H241V118H243L242 119V121H240L239 123H240V125H239V123H238V125L239 126H241V128L243 129V130H246V132H244L243 130V133L245 134V133H247V132H251V134H253V136H248L247 138L245 137V136H242V131L240 130L241 128L240 127H237L238 125L236 124V123H234L235 125H237V126H235V127H237L236 129H238V128H240V129H238V131L240 130L241 132V136L242 137H244L243 138V140H245V138H246V140L247 139H249V140H252V141H249V140H247V142H246V140H245V142H246V144L248 143V145H247V147L246 148H244L245 146H246V144H244V146H242L241 148L239 147L240 145H243V144H239V148L236 146H233V145H231V144H229V146L228 147H230V146H232V149H231V151H232V153H234V155L236 156V158H235V160H236V162L234 163V159H230L229 157H227V158H224V160H223V158L221 157V160L220 161H218L217 162V158H220V157H218V156H216L217 158H216V160H214L213 159V161L214 162H216V163H213L212 161V163L210 162V161H207V158H210V160L212 159V157L209 155V157L208 156H206V157H203V158H201L200 160H202L204 163H203V165H205V164H208L209 162V164L208 165H211L208 169H210V170H216V168H217V171L219 170V172H224V170H225V168L226 167H224L225 165H229V164H231L232 165V167H231V169L233 168V167H235V168H233V169H238V171L237 172H239V170L242 172L244 169L245 170H247V169H249V171L252 169L253 171L255 170V171H259V170H261L262 171V169L261 168H264V127H262V125L264 126V124H262L261 125V123H263L264 122V114H261V113H259ZM29 115V116H28ZM40 115V114H39ZM41 115H42V113H41ZM176 115L177 116H179L178 115V113H176ZM189 115V114H188ZM210 115V114H209ZM218 115V114H217ZM23 116H20V118H18V119H21V117H22V119H23ZM152 116V115H151ZM199 116V115H198ZM228 116V115H227ZM230 116V115H229ZM228 116V117H229ZM230 116V118H233V117H231ZM251 116V117H250ZM259 116V117H258ZM26 117V118H27ZM117 117V118H118ZM122 118H123V116H121ZM120 117V118H121ZM127 117H125L124 116V118H126L125 120H127ZM139 117V116H138ZM142 117H143V115H142ZM148 117V116H147ZM197 117V116H196ZM218 117V116H217ZM235 117H237L236 115H235ZM235 117H234V120H237L238 119V117L235 119ZM263 118V119H260V118ZM87 118V119H88ZM116 118V119H117ZM123 118V119H124ZM137 118V117H136ZM170 118V117H169ZM173 118V117H172ZM181 118V117H180ZM209 118V117H208ZM207 118V119H208ZM15 119V118H14ZM22 119H21V121H22ZM25 119V118H24ZM28 119V118H27ZM108 119H110V118H108ZM113 119H115V117L113 118ZM131 119V120H132ZM138 119V118H137ZM140 119H143V118H140ZM148 119V118H147ZM155 119V118H154ZM159 119V118H158ZM210 119V118H209ZM218 120L220 119V118H217ZM43 120V119H42ZM46 120V119H45ZM49 120V119H48ZM52 120V119H51ZM105 120H107V119H105ZM144 120H146V119H144ZM143 120V121H144ZM152 120V119H151ZM157 120V119H156ZM177 120V119H176ZM179 120V119H178ZM216 120V119H215ZM215 120H214V122H215ZM217 120V121H218ZM222 119H220L219 120V125L221 124V121ZM239 120V119H238ZM33 121H34V119H33ZM88 121H89V119H88ZM91 122V120H90V122L91 123H94L95 125H96V123L95 122ZM107 121H109V120H107ZM106 121V122H107ZM116 121V120H115ZM121 121H123V120H121ZM133 121H134V119H133ZM142 121V123H144ZM148 121H150L149 119H148ZM155 121V120H154ZM157 121H160V120H157ZM162 121V120H161ZM163 121H164V119H163ZM263 121V122H262ZM52 122V121H51ZM79 122V121H78ZM86 122V121H85ZM99 122V123H98ZM111 123L113 122V120L112 121H110ZM139 122V120H137V123ZM151 122H153V121H151ZM156 122V121H155ZM170 122H172V121H170ZM181 122V121H180ZM183 123H184V120L182 121ZM181 122V123H182ZM21 123V122H20ZM109 123V122H108ZM145 123H146V121H145ZM148 123V122H147ZM216 123V122H215ZM215 123H214V125H215ZM53 124V123H52ZM86 125L88 124V123H85ZM113 124V123H112ZM116 124H117V122H116ZM17 125H18V123H17ZM51 125V124H50ZM54 125V124H53ZM93 125V124H92ZM101 125V124H100ZM99 125V126H100ZM119 125V124H118ZM149 125H152V124H149ZM183 125V124H182ZM210 125V124H209ZM16 126V125H15ZM15 126H13V128L15 127ZM109 126H110V123H109ZM221 126V125H220ZM219 126V127H220ZM19 126H17V128H18ZM46 127V126H45ZM44 127V128H45ZM151 127V126H150ZM213 127H215V126H213ZM212 127V128H213ZM218 127V128H219ZM234 129H235V127L234 126H232ZM263 129H262V128ZM41 128V127H40ZM50 128H51V126H50ZM54 128H56L55 126L53 127L52 126V130L54 129ZM100 128V127H99ZM102 128H103V126H102ZM221 128H222V126H221ZM217 128H215V130H216ZM220 129V128H219ZM223 129V128H222ZM222 129H221V131H222ZM233 129V130H234ZM46 130H48V128H45V131ZM65 130V129H64ZM105 130V129H104ZM103 130V131H104ZM263 130V131H262ZM54 131H55V129H54ZM155 131V130H154ZM208 131V130H207ZM223 131H224V129H223ZM8 132V131H7ZM10 132V131H9ZM15 132V131H14ZM51 132V131H50ZM56 132V131H55ZM64 132V131H63ZM196 132V131H195ZM196 133H198V132H196ZM195 133V134H196ZM211 133V132H210ZM237 133V135H239V132H236ZM206 134V133H205ZM208 134V133H207ZM206 134V135H207ZM58 135V134H57ZM96 135V134H95ZM59 136V135H58ZM160 136V135H159ZM209 136V135H208ZM230 136V135H229ZM235 136V135H234ZM241 136H239L240 137V139L239 138H236V139H239V141L241 140V141H243L242 139H241ZM95 137V136H94ZM117 137V136H116ZM157 137V136H156ZM194 137H196V136H194ZM198 137V136H197ZM207 137V136H206ZM160 138V137H159ZM155 139V138H154ZM197 139V138H196ZM200 139H202V137L200 136ZM210 139V138H209ZM213 139V138H212ZM218 140H219V138H217ZM226 139V138H225ZM227 139H229L228 138V135H227ZM226 139V140H227ZM231 139V138H230ZM142 140V139H141ZM151 140H152V138H151ZM191 140V139H190ZM194 140V139H193ZM198 140V139H197ZM100 141V140H99ZM98 141V142H99ZM202 141V140H201ZM200 140L199 141H196V143H198V142H201ZM205 141H206V139H205ZM214 141V140H213ZM220 141V140H219ZM229 141V140H228ZM231 141V140H230ZM229 141V142H230ZM50 142H52V141H50ZM152 141H150V143H151ZM203 142V141H202ZM212 142V141H211ZM95 143H96V141H95ZM153 143H156V142H153ZM191 143H193V141L191 142ZM204 143V145L203 146H205V143H207V142H203ZM209 143V142H208ZM213 143V142H212ZM222 143V142H221ZM232 143V142H231ZM152 144V143H151ZM195 144V143H194ZM199 145V143L196 145V146H202V145ZM220 144V143H219ZM223 144H225V143H222V144H220V148L216 145V144H214V146H216L215 148H214V146L212 147V149H211V147H210V151H209V147H208V151L209 152H211V150L212 151H215V149H216V153H219V155L221 154V152H223L220 156H222V155H226L225 153H224V151H219L220 149H221V145L223 146ZM234 144V143H233ZM50 145V144H49ZM156 145V144H155ZM159 145H161V144H159ZM226 145H228V143H226ZM153 146V145H152ZM202 146V147H203ZM208 146V145H207ZM210 146V145H209ZM49 147H51V146H49ZM70 147V146H69ZM154 147H157V146H154ZM190 147V146H189ZM202 147H198V149H197V152L198 151H200V149L202 148ZM217 147H218V149L219 150H217ZM225 147V146H224ZM53 148V147H52ZM51 148V149H52ZM66 148V147H65ZM95 148V147H94ZM197 148V147H196ZM205 148V147H204ZM223 148V147H222ZM71 149L73 150V148L71 147ZM99 149V148H98ZM189 149V148H188ZM206 149V148H205ZM214 149V150H213ZM225 150H229L230 151V149L229 148H224ZM50 150V149H49ZM57 150V149H56ZM97 150V149H96ZM192 150V148L190 149V151ZM195 150V149H194ZM194 150H192V151H194ZM202 150V149H201ZM206 150V151H207ZM221 150H223V149H221ZM87 151V150H86ZM98 151V150H97ZM162 151V150H161ZM196 151V150H195ZM228 151V152H229ZM54 152V151H53ZM59 152V151H58ZM84 152V151H83ZM103 152H104V149H103ZM205 152V151H204ZM49 153V152H48ZM54 153H57V152H54ZM53 153V154H54ZM99 153V152H98ZM200 153V152H199ZM202 153V152H201ZM214 153V152H213ZM215 153V154H216ZM52 154V155H53ZM75 154V153H74ZM76 154H77V152H76ZM83 154V153H82ZM86 154V153H85ZM107 154V153H106ZM195 154V153H194ZM193 154V155H194ZM215 154H214V156H215ZM59 155V154H58ZM175 155V154H174ZM173 155V156H174ZM192 155V156H193ZM204 155V154H203ZM206 155V154H205ZM216 155H218V154H216ZM55 156V155H54ZM69 155H67V157H68ZM80 156V155H79ZM88 156V155H87ZM90 156V155H89ZM199 156V155H198ZM202 156V155H201ZM201 156H199L198 158H200ZM213 156V155H212ZM227 156H228V154H227ZM63 157V156H62ZM66 157V158H67ZM81 157V156H80ZM105 157H107V156H105ZM104 157V158H105ZM194 157V156H193ZM231 157V156H230ZM234 157V156H233ZM233 157H231V158H233ZM56 158V157H55ZM95 158V157H94ZM204 158H206V161H207V163H206V161H204ZM229 158V159H228ZM72 159V158H71ZM74 159V158H73ZM73 159H72V161H73ZM75 159H76V157H75ZM80 159H82V157L80 158ZM84 159V158H83ZM93 159V158H92ZM146 159H151V160H149V162L150 161H153V159L152 158H147L146 157ZM225 159H227L226 161H225ZM48 160V159H47ZM57 160V159H56ZM59 160V159H58ZM65 160V159H64ZM85 160V159H84ZM90 160V159H89ZM112 160V159H111ZM110 160V161H111ZM143 160V159H142ZM198 160V159H197ZM209 160V159H208ZM223 160V161H222ZM229 160V161H228ZM82 161V160H81ZM98 161H100V159L98 160ZM139 161V160H138ZM141 161V160H140ZM148 161V160H147ZM202 161H201V163H202ZM222 161V162H221ZM224 161H225V163H224ZM67 162V161H66ZM76 162V161H75ZM74 162V163H75ZM85 162H87V161H85ZM95 162V161H94ZM97 162V161H96ZM109 162V161H108ZM107 162V163H108ZM69 163V162H68ZM141 163H142V161H141ZM143 163H146V161L145 162H143ZM221 164V166L219 167L218 166V164ZM227 163H229V164H227ZM59 164V163H58ZM87 164V163H86ZM103 164V163H102ZM213 164V165H212ZM42 165H44V164H42ZM57 165V164H56ZM72 165H74V164H72ZM85 165V164H84ZM98 165V164H97ZM100 165V164H99ZM147 165V164H146ZM196 165H197V163H196ZM201 165V164H200ZM202 165V166H203ZM231 165H229V166H231ZM234 165V166H233ZM70 166L71 165H69L68 164V167L70 168ZM79 166V165H78ZM217 166V167H216ZM45 167H47V166H45ZM60 167V166H59ZM86 167V166H85ZM88 167V166H87ZM97 167V166H96ZM96 167H95V169H96ZM100 167V166H99ZM143 167H144V165H143ZM206 165H205V167H203V168H205V170L206 171H209V170H207L206 169ZM212 167L213 168H215V169H212ZM228 167V166H227ZM63 168V167H62ZM66 168V167H65ZM200 168V167H199ZM198 168V169H199ZM202 168V167H201ZM203 168H202V171H203ZM219 168V169H218ZM230 168V167H229ZM229 168H226V170L228 171V169ZM42 169H43V167H42ZM58 169V168H57ZM67 169V168H66ZM92 169V168H91ZM103 169V168H102ZM220 169H223L222 171H220ZM243 169V170H242ZM256 169H258V170H256ZM38 170V169H37ZM46 170H48V169H46ZM45 170V171H46ZM70 170H71V168H70ZM87 170H89V169H87ZM99 170V169H98ZM145 170H146V168H145ZM236 170H233L234 171V174H237V172H236ZM251 170V171H252ZM43 171V170H42ZM55 171V170H54ZM59 171H60V169H59ZM72 171V170H71ZM93 171H95L94 169H93ZM100 171V170H99ZM115 171V170H114ZM136 171V170H135ZM201 171V170H200ZM206 171H205V173H206ZM41 172V171H40ZM113 172V171H112ZM116 172H118V170L116 171ZM199 172V171H198ZM204 172V171H203ZM202 172V173H203ZM210 172V171H209ZM216 172V171H215ZM219 172H216V174H219ZM248 172V171H247ZM68 173V172H67ZM88 173H90V172H88ZM103 173V172H102ZM127 173H129V172H127ZM208 173V172H207ZM211 173V172H210ZM213 173V172H212ZM244 173H245V171H244ZM244 173H242V176H243V174ZM50 174H51V172H50ZM83 174H85V173H83ZM131 174V173H130ZM138 174V173H137ZM227 174V173H226ZM229 174V173H228ZM231 174V173H230ZM246 174H248V173H246ZM254 174V173H253ZM256 174V173H255ZM45 175H48V174H45ZM65 175H66V173H65ZM91 175V174H90ZM89 175V176H90ZM118 176H119V174H117ZM116 175V176H117ZM211 175V174H210ZM238 175V174H237ZM248 175H250V174H248ZM43 176V175H42ZM93 176V175H92ZM124 176V175H123ZM126 176H127V174H126ZM137 176H139V175H137ZM245 176V175H244ZM254 175H251V177H253ZM51 177V176H50ZM86 177V176H85ZM227 177V176H226ZM234 177H236L235 175H234ZM241 177V176H240ZM239 177V178H240ZM255 178H256V176H254ZM119 178V177H118ZM140 178H141V176H140ZM236 178H238V177H236ZM238 178V179H239ZM257 178H258V176H257ZM261 178V177H260ZM41 179V178H40ZM45 179L46 180H48L46 177H45ZM69 179H71V178H69ZM128 179V178H127ZM129 179H130V177H129ZM138 179H139V177H138ZM243 178H240V181H243L242 180ZM262 179H264V178H262ZM28 180H32V178L30 179H28ZM121 180V179H120ZM120 180H118L119 182H120ZM250 180V179H249ZM33 181L34 182H36V184L33 186L32 185V188L30 189V185H31V182H30V185H26V183H25V185H23L22 183V185L24 186V187H28V186H30L29 187V190L27 189V191H25L24 190V192L22 193V195L19 197V201H17V204L15 205V207H14V209L11 211V213H10V221H9V219L7 220V222H6V225H4L3 226V224H5V222H2V224H1V227H0V235H1V232H2V235L0 236L1 238H3L4 240H5V237H7V236H9V238L7 237V239H6V241L7 240H9V241H11L10 243L7 241V245H5V247H8V243L11 245V248H12V246H13V250L10 248V245H9V248H10V252H9V256L8 255H5L4 256V258L3 257H1L0 258V264H54L55 263V261L57 262V257L55 258V256H58V258L59 257H62V256H64L62 253H66L65 252V250L67 249V248H69L70 247V245L72 246V244L73 243H75V240L76 239H80V238H82L83 239V237H86V238H89V240H90V236L91 235H93L94 233H96V229H95V225H96V228H97V225L98 224H95L96 223V221H98V223H99V221H100V218L99 217H101V215L103 216L104 214L107 216V215H109V212H110V214L111 213H114V214H112V215H110V216H113L114 217V219L116 218V216L118 215L119 216V214L120 213H122V212H124L123 213V215H124V218L126 219V215H125V213H128L129 211V213H128V215H131L132 217H131V219H133L134 220V222H140L139 224H141L142 223V221H143V223H142V225L144 224V220L145 219H147V221L146 222H149L148 221V218L149 217H151V218H154V217H156L157 219H158V217H159V219L161 218H163L162 220H160L159 222L160 223H158L159 224V226H162V221H163V228H161L160 227V230L161 229H163V230H166V231H168V233H169V231H170V233H171V231H175V228H176V224H173L171 227H170V225H169V222H170V220L172 219V221H174L175 220V217L177 218V219H179L181 216V218H185V217H191V215H194L195 213L197 214V212L199 211V210H201V208L202 207H204L202 204L203 203H196L195 205H194V207L192 206V205H190V203H189V205L191 206V207H187V205L188 204H184V201H183V204L181 203V201L178 203V202H176V200H178V199H173V197H175V196H170V195H172L171 194V192L169 191V190H164V188L165 189H167L165 186H164V184L162 185V187H163V189H160V187L159 188H157L158 186H159V184L157 185V184H155L154 185V183L152 184L153 185V187H151V188H153V189H151V188H148L147 186V188L145 187V186H143L142 187V189H143V191H144V189L146 188V189H149L148 190V192L147 191H145V193H147V194H145V193H143L142 192V194H140L139 195V197L141 198H139L138 197V195L136 196L135 195V193H139L140 191H142V189H140V187H139V189L138 190H140L139 192L138 191H136L135 193H134V197H133V195L131 196V194H129V197H133L134 198V200L135 201H133L134 203H136V204H133V202L131 203V202H129L128 201V199L126 200V198H129V197H124V198H122L121 199V193L119 194V190L117 189L118 188V184H117V186H116V191H117V194H116V196L115 195H113L115 192H114V189H113V187H112V191L114 192H111L110 190H108V189H106V188H102L101 189V192H103L104 190L106 191L107 190V192L105 193V191L103 192V193H101V192H94V188H92L93 189V192H94V194L93 195H89L88 194V196H91V197H86V195H83V192H82V194H81V192L79 193V194H81V196L83 195V197H82V200L83 199H85V202H87V200H92V201H88L87 203H89V206H88V208L90 207V205L92 204V203H98V205H99V208H98V210L97 209H95V211L97 210V213L98 212H102V210L103 211H106V212H108L107 214L105 213V212H102L101 213V215L100 216H96L97 217V219L99 218V220H96V217H94V215L95 214H97L96 212H94L93 210H94V208H93V206H91L93 209H92V211L90 212L89 211V213L87 214V213H83L82 211H80V210H77V209H74V207L73 206H71L70 205V201H68V197H69V195L70 194H68V190H69V188H67L68 190L65 192V190H64V187H60V186H58V188L56 187V184L55 185H48V183L46 184V185H44V183H45V180H43V179H41V181H39V178H34L33 179ZM49 181H51L52 182V180H49ZM48 181V182H49ZM127 181V180H126ZM28 182V181H27ZM68 182V181H67ZM129 182V181H128ZM20 183V182H19ZM40 183V184H39ZM57 183V182H56ZM61 183H62V181H61ZM130 183V182H129ZM158 183V182H157ZM20 184V185H21ZM29 184V183H28ZM114 183H112V185H113ZM19 185V184H18ZM21 185V186H22ZM66 185V184H65ZM69 185V184H68ZM76 185V184H75ZM111 185V184H110ZM124 185V184H123ZM130 185V184H129ZM152 185H150V186H152ZM166 185H167V183H166ZM20 186V188H24V187H21ZM108 186V185H107ZM149 186V185H148ZM149 186V187H150ZM155 186V187H154ZM160 186H161V184H160ZM61 189H60V188ZM67 187V186H66ZM78 187H79V185H78ZM78 187H76V188H78ZM100 187V186H99ZM63 188V189H62ZM73 188H74V186H73ZM72 188V191L74 190ZM101 188V187H100ZM156 188V189H155ZM171 188V187H170ZM169 188V189H170ZM71 189V188H70ZM97 189V188H96ZM99 189V188H98ZM130 189V188H129ZM21 190V189H20ZM76 190V191H77ZM137 190V189H136ZM159 190V191H158ZM163 190V191H162ZM171 190V189H170ZM75 191V192H76ZM96 191V190H95ZM110 193H109V192ZM156 191V192H155ZM158 191V192H157ZM161 191V192H160ZM167 193H166V192ZM168 191L170 192V193H168ZM52 192H57V194L56 195H53L52 194ZM152 193V192H155L154 193V195L156 196V198H155V196H152V194H150V193ZM163 192V193H162ZM165 192V193H164ZM84 193H86V192H84ZM88 193V192H87ZM89 193H91L92 194V192H89ZM96 193V194H95ZM110 195H112V198H111V196H108L109 194ZM128 193V192H127ZM130 193V192H129ZM141 193V192H140ZM68 194V195H67ZM74 194V193H73ZM76 194V193H75ZM107 194V195H106ZM68 196L67 198H64L65 196ZM103 195H105V197L103 196ZM117 195H119V196H117ZM146 195V196H145ZM81 196H80V199L79 198H75V197H77V195L74 197L75 198V200L73 199L72 200V202L74 201H76V199H78L77 201H79V200H81ZM108 196V197H107ZM128 196V195H127ZM144 196V197H143ZM151 196V197H150ZM71 198H72V196H70ZM87 199H86V198ZM119 197V198H118ZM147 197L149 198V199H147ZM110 199V201H109V199ZM115 198V199H114ZM137 198H139V200L137 199ZM65 199H66V201H65ZM112 199V200H111ZM118 199V200H117ZM108 202H107V201ZM124 200V201H123ZM175 200V201H174ZM118 202V201H122V202H118V205H116L117 203H115V202ZM130 201H131V199H130ZM179 201V200H178ZM102 204H101V203ZM114 202V203H113ZM124 202H126V204H127V202H129L128 204L131 206V207H129L128 206V204H127V206H126V204L124 203ZM194 203H195V201H193ZM199 202H200V200H199ZM75 203H77V202H75ZM80 203V202H79ZM100 203V204H99ZM105 203H106V205H105ZM108 203V204H107ZM112 205V204H114V205H112L113 207H116L115 209L110 205V204ZM122 203H124L125 204V206H124V204H122ZM188 203V202H187ZM192 203V202H191ZM193 203V204H194ZM83 204V203H82ZM133 204V205H132ZM180 204V205H179ZM182 204V205H181ZM207 205V204H206ZM76 206H79V205H76ZM87 206V205H86ZM101 206V207H100ZM103 206V207H102ZM133 206H135V207H133ZM106 207H109L108 209H105L104 210V208H106ZM122 207V208H121ZM206 207V206H205ZM83 208H84V204H83ZM95 208H97V207H95ZM100 208L102 209V210H100ZM121 208V209H120ZM125 208V209H124ZM127 208V209H126ZM129 208V209H128ZM86 209V208H85ZM114 211H113V210ZM117 209V210H116ZM123 209V210H122ZM131 209H134V210H132L131 211ZM205 209V208H204ZM203 209V210H204ZM206 209H207V207H206ZM88 210V209H87ZM110 210H112V211H110ZM128 210V211H127ZM118 211V212H117ZM120 211H122V212H120ZM4 212V211H3ZM116 213H118V214H116ZM200 213V212H199ZM202 213V212H201ZM5 214V213H4ZM99 214V213H98ZM0 215H2V212L0 213ZM104 215V216H105ZM116 215V216H115ZM123 215H120L121 216V219L123 218ZM127 215V216H128ZM104 216L103 217H101L102 219H101V222H102V224H103V221L105 222L106 220H104L103 218H104ZM117 216V217H118ZM119 216V217H120ZM179 216V217H178ZM113 217H112V219H111V223H112V220H113ZM118 217V219H115L114 220V222L116 221V222H120L119 220H121L120 218ZM106 218H109V217H106ZM135 218H138V220L139 219H141L140 221H138V220H136ZM180 218V219H181ZM96 221H95V220ZM110 219H109V222H110ZM128 219H130L129 217H128ZM155 219V218H154ZM156 219V220H157ZM158 219V220H159ZM165 219H168V223H165L167 220H165ZM3 220V219H2ZM123 220V219H122ZM127 220V219H126ZM125 220V221H126ZM136 220V221H135ZM164 220H165V222H164ZM127 221H130V220H127ZM127 221H126V223H127ZM151 221H153V219L151 220ZM115 222V223H116ZM145 222V226L147 225L149 228L151 227V223H150V226L147 224ZM107 223H108V220H107ZM107 223H104V226H106V227H104V228H102V226L101 225H99V226H101L100 228L102 229V230H104V229H107L108 228V225H109V228L112 230V232L114 233H117V234H119L118 233V231L119 230H121L120 232L121 233H123V235L124 234H126V235H128L129 233L128 232H131L132 233V231L133 232H135L136 233V236H137V231H134L136 228H134L132 225V228L130 227V229H132V230H128V231H126L127 229H119V227L116 229V228H114L115 226H111V223H109V224H107ZM122 225H120V226H123V221L122 222H120ZM119 223V224H120ZM107 224V225H106ZM128 224H129V222H128ZM130 224H131V222H130ZM153 224H157V223H155V221H154V223ZM157 224V225H158ZM166 224H168V226H166ZM124 225H125V223H124ZM3 226V227H2ZM137 226V225H136ZM146 226V227H147ZM155 226V225H154ZM166 226V227H165ZM137 227H140V226H137ZM152 227H153V225H152ZM155 227H157V226H155ZM170 227V228H169ZM99 228V227H98ZM144 228V227H143ZM166 228V229H165ZM173 228H174V230H173ZM153 229V228H152ZM151 229V230H152ZM170 229H172V230H170ZM114 230V231H113ZM143 230V232L145 231L144 229H140V231H142ZM146 230H148V229H146ZM150 230V231H151ZM162 230V231H163ZM100 231V230H99ZM105 231V233L106 232H108V234L109 233H111V232H109L108 230H104ZM117 231V232H116ZM5 232H7L9 235H7V233H5ZM126 232V233H125ZM145 232H147V233H149L148 231H145ZM144 232V233H145ZM152 232V231H151ZM155 231H153L152 233L153 234H155L154 233ZM164 233V232H163ZM99 234V233H98ZM104 234V233H103ZM134 234V233H133ZM139 234V233H138ZM157 234V233H156ZM4 235H6V236H4ZM86 235H88V236H86ZM90 235V236H89ZM106 235V234H105ZM110 235H112V234H110ZM122 235V234H121ZM130 235V234H129ZM140 235V234H139ZM141 235H142V233H141ZM169 235H171V234H169ZM98 236H100V235H98ZM152 236V235H151ZM150 236V237H151ZM114 237V236H113ZM125 237V236H124ZM130 237V236H129ZM141 237H143V236H141ZM140 237V238H141ZM148 237V236H147ZM150 237H149V239H150ZM157 237V236H156ZM166 237V236H165ZM168 237V240H172V239H170L169 238V236H167ZM171 237V236H170ZM1 238H0V240H1ZM98 239L96 236H93V238H91L92 240H94L96 243H97V240H95V239ZM127 238V237H126ZM138 238V237H137ZM155 237L153 236V238L151 237V239H154ZM158 238V237H157ZM157 238H155V239H157ZM108 239V238H107ZM113 239V238H112ZM111 239V240H112ZM129 239V238H128ZM127 239V240H128ZM139 239V238H138ZM137 239V240H138ZM152 240L153 242L155 241V243L157 242L156 240ZM88 240V242H87V240H85V242H87L88 244H90V243H94V241H89ZM102 239H99V241H101ZM104 240V239H103ZM106 240V239H105ZM114 240H116V238L114 239ZM158 240V239H157ZM168 240H166V241H168ZM83 241V240H82ZM130 241V240H129ZM129 241H128V243H129ZM139 241V240H138ZM152 241H150L149 240V242H152ZM159 241V240H158ZM169 241V242H170ZM81 242V241H80ZM84 242V243H85ZM119 242V241H118ZM146 242V241H145ZM152 242V243H153ZM163 242H165V240L163 241ZM162 242V243H163ZM78 244H79V242H77ZM82 243V242H81ZM132 243H133V241H132ZM5 244V243H4ZM86 244V243H85ZM85 244H82L81 246H83V245H85ZM116 243H114V245H115ZM119 244V243H118ZM137 244H139V242H137ZM136 244V245H137ZM164 244V243H163ZM167 245V244H166ZM86 246V245H85ZM84 246V247H85ZM96 246V245H95ZM119 246V245H118ZM153 246H154V244H153ZM160 246V245H159ZM158 246V247H159ZM164 246H165V244H164ZM96 247H98V246H96ZM95 247V248H96ZM128 247V246H127ZM82 248V247H81ZM86 248H87V246H86ZM89 248V247H88ZM134 248H136V247H134ZM7 249V248H6ZM69 249H71V248H69ZM79 249V248H78ZM90 249H91V247H90ZM119 249V248H118ZM133 249V248H132ZM2 250H5L3 247H2V243H1V241H0V253H1V251ZM12 250V251H11ZM48 250H50L49 252H48ZM53 252H52V251ZM134 250V249H133ZM162 250V249H161ZM163 250H165V249H163ZM15 251L17 252V253H15ZM62 251V252H61ZM64 251V252H63ZM70 251V250H69ZM86 251V250H85ZM51 252V253H50ZM55 252H56V255H54L55 254ZM77 252V251H76ZM136 252V251H135ZM165 252H166V250H165ZM10 253H12V254H14V257H13V255L11 256L10 255ZM54 253V254H53ZM57 253H59V254H57ZM17 254V255H16ZM167 254V253H166ZM17 257H16V256ZM62 255V256H61ZM54 256V257H53ZM171 256V255H170ZM110 257H111V255H110ZM165 258H166V256H164ZM3 258V259H2ZM109 258V257H108ZM60 259L62 260L63 259V257L62 258H59V260H58V262H60ZM66 260V259H65ZM103 260H105V258L103 259ZM112 260H113V258H112ZM112 260H111V262H112ZM161 260V259H160ZM159 260V261H160ZM163 260V259H162ZM176 260V262H177V260L178 259H175ZM175 260H173V261H175ZM165 261V260H164ZM164 261H162L161 263L163 264V262ZM172 261V260H171ZM171 262V263H169V264H172V263H174V262ZM58 262L56 263V264H58ZM63 262V261H62ZM111 263L110 261H107V263ZM175 262V263H176ZM61 263V262H60ZM62 264V263H61ZM116 264V263H115Z\"/></svg>",
	"mask_w": 264,
	"mask_h": 264
},
{
	"label": "built area",
	"instance_id": "2783aa9c",
	"mask_svg": "<svg viewBox=\"0 0 264 264\" xmlns=\"http://www.w3.org/2000/svg\"><path fill=\"white\" fill-rule=\"evenodd\" d=\"M46 43H47V41H45V43H42L41 46L44 45V44H46ZM33 46H35L36 48H38L39 45H38V44H35V45H33ZM41 46H40V47H41Z\"/></svg>",
	"mask_w": 264,
	"mask_h": 264
}]
</instances>
